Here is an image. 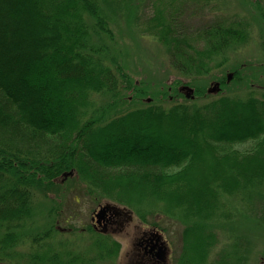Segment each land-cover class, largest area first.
<instances>
[{"label":"trees","instance_id":"16d2710c","mask_svg":"<svg viewBox=\"0 0 264 264\" xmlns=\"http://www.w3.org/2000/svg\"><path fill=\"white\" fill-rule=\"evenodd\" d=\"M140 3L0 0V264L81 260L49 243L53 226L41 231L35 224L45 209L62 215L52 197L65 196L76 180L85 190L78 197L123 207L143 224L155 215L184 224L175 264H243L241 246L209 261L218 240L213 225L231 220L229 199H264V92L241 67L229 72L232 78L225 70L201 75L200 60V74L184 75L180 59L191 55L176 30L177 10L169 21L154 13L143 18ZM134 27L172 46L177 74L157 80L155 92L124 64L120 34L136 37ZM223 31L218 26L204 36ZM226 37L221 42H241L245 31L233 28ZM208 49L202 56L216 50ZM237 84L250 90L227 93ZM83 232L98 236L93 250L119 252L109 232L91 224Z\"/></svg>","mask_w":264,"mask_h":264},{"label":"rangeland","instance_id":"374dc122","mask_svg":"<svg viewBox=\"0 0 264 264\" xmlns=\"http://www.w3.org/2000/svg\"><path fill=\"white\" fill-rule=\"evenodd\" d=\"M140 4H142L141 14L143 18L154 13L169 21L171 20V12L174 13L175 9L177 10L175 11L178 18L176 30H180L182 36L184 35L187 38V46L182 47L191 55V59L189 57L187 60L180 59V63L186 69L184 75L198 73L197 63L200 60L206 62L203 71L200 72L201 75L208 74L216 77L222 74L221 70H225L229 77V75H232L229 73L232 72L231 70L241 67L243 75L251 77L252 83L257 87L256 91L261 90L264 92L261 88L264 87V69H262L264 68V13L261 11H264V0H141ZM151 24H153L152 21ZM218 26L224 30L222 35L215 33L204 36L206 31L212 29L214 31V28ZM134 28L130 31L138 35L136 37L127 30L120 34V39L126 47L125 49L121 46L124 50H122V53H125L123 55L124 64L136 82L150 80V83H153L150 91L155 92L158 90L157 80L163 77L169 78V76L173 78L175 73L177 74L172 68L170 60V47L172 46L166 47L157 41L152 33H144L141 29L135 28L134 30ZM233 28L241 32L245 31L244 40L233 42L232 38L228 42H221V38L226 37V32ZM144 34L147 36H143ZM237 36L239 37L238 34ZM216 45L220 46L219 50ZM209 47L216 50L206 58L202 55L206 50H209ZM195 56L196 58H194ZM193 63H195V66L192 65ZM220 64L222 68H217ZM167 73L171 74L168 76ZM201 75L198 77H202ZM254 75L257 77H254ZM229 89L227 93L232 95L240 91L245 93L250 90L244 84L230 85ZM215 91L214 93H216ZM262 93L258 91L257 95L261 97ZM148 101H151L149 97ZM202 102L206 101L200 103ZM145 104L146 102L142 104L138 102L137 105L144 106ZM251 144L239 145L237 148L243 150L250 147ZM74 186L73 188L64 189L65 196L59 199L52 197L61 202L59 206L62 209L60 211L61 216L58 218L57 216H49L48 209H45L35 223L40 226L41 231L53 226V231L56 232H54V238L49 239V243L56 245L57 250H68L78 254L81 260L76 264L134 263L135 260L131 261L135 259L134 254L138 253L135 250V243L141 226L137 221L141 219L133 214V219L126 223L122 231L109 232L111 238L120 244L117 254L108 255L105 250L102 252L97 249L93 250L92 244L95 237L98 236L83 232L82 228L90 226L91 215L98 204H95L94 199L92 200L89 195H84V198L77 196L78 193L85 192L80 180H76ZM258 198L253 197L250 204L239 196L237 197V204L234 203L236 198L229 199L233 201L231 204L235 208L234 215H232L230 221L214 222L213 230L218 240L215 247L212 248L210 262L219 258V254L241 246V256L244 258L243 264H264V223L259 230L255 228L256 222L258 224L264 222V199ZM42 200L46 202L44 198ZM77 200L79 203H77ZM247 205L251 206L250 209L246 208ZM52 206L54 207L55 204L52 203ZM109 206L114 207L112 210L122 215L125 211L123 207L112 204ZM147 221L149 222L147 225L156 227V223L162 226V229H165L162 231L170 249L169 264H175L181 254L184 224L175 219L169 220L158 215L148 217ZM29 250V247H23V251L26 253H29Z\"/></svg>","mask_w":264,"mask_h":264},{"label":"flooded vegetation","instance_id":"af4514ba","mask_svg":"<svg viewBox=\"0 0 264 264\" xmlns=\"http://www.w3.org/2000/svg\"><path fill=\"white\" fill-rule=\"evenodd\" d=\"M77 203H79L78 200ZM106 205L108 204H98L91 215V225L97 231L102 232L116 233L120 230L122 231L126 223L133 219V214L125 215V213H123L122 215L112 210L114 207ZM102 207H107L108 209L104 214L98 217L97 214H99ZM137 222L141 225L135 243V250L138 253H133L135 259L131 262L135 261L132 264H169L168 257L170 249L163 231L157 226L143 224L141 221ZM85 229L86 228H82L83 231Z\"/></svg>","mask_w":264,"mask_h":264},{"label":"water","instance_id":"95a60500","mask_svg":"<svg viewBox=\"0 0 264 264\" xmlns=\"http://www.w3.org/2000/svg\"><path fill=\"white\" fill-rule=\"evenodd\" d=\"M229 78H232V75H229ZM219 88V84H217L212 90H217ZM188 95H190V93L193 91L192 89L188 88ZM108 208L107 207H102V209L100 210L99 214H97L98 217H100L102 214H104L106 212Z\"/></svg>","mask_w":264,"mask_h":264}]
</instances>
